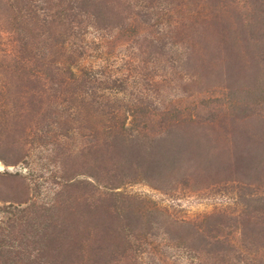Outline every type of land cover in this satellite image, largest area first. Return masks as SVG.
Instances as JSON below:
<instances>
[{"label":"rangeland","instance_id":"374dc122","mask_svg":"<svg viewBox=\"0 0 264 264\" xmlns=\"http://www.w3.org/2000/svg\"><path fill=\"white\" fill-rule=\"evenodd\" d=\"M2 1L0 226L60 190L64 207L86 197L110 207L105 232L83 231L123 255L112 264H264L242 231L250 214L264 219V0H103L102 19L64 13L70 0ZM172 124L184 164L120 180L125 150L112 135ZM98 168L103 185L88 176ZM68 173L90 185L62 186ZM187 228L198 234L182 237Z\"/></svg>","mask_w":264,"mask_h":264},{"label":"trees","instance_id":"16d2710c","mask_svg":"<svg viewBox=\"0 0 264 264\" xmlns=\"http://www.w3.org/2000/svg\"><path fill=\"white\" fill-rule=\"evenodd\" d=\"M3 3L4 2L0 0V6H2ZM5 3H9V1ZM108 10L109 6L103 0H70L64 13L69 12L72 15L78 13L84 14L85 16H89L90 13H95V17L97 16L99 19H102V16L108 15ZM147 13H152V11H147ZM79 21L82 22L81 20ZM173 125L174 124H172L165 133L150 138L148 134L143 135L141 132L132 133L125 126H122L120 130L112 135L111 144L114 145L113 147L116 148L117 151L121 149L125 150L121 154L122 160H120L121 163L123 162L125 165L117 167L119 169L124 168L125 170L122 174L119 173L121 175L120 180L128 178L127 180L134 181L138 178L142 170L146 172V170L152 171L161 168L166 172L165 170L168 167L174 168L184 164L181 153L185 146H182V139L176 140L174 135H178L180 132H175L176 128ZM144 138H146L147 141H145ZM16 162H18V160ZM98 170L99 168L96 169V173H91V175L88 174V176L96 178L98 184L103 185L102 178L99 173H97ZM70 176L71 175L68 173V176L64 174L61 177L63 181L62 186L82 188V186L90 185L89 182H85V185L82 184L84 182L80 181L72 182L70 181L72 178ZM110 178L114 180L113 177ZM120 184V182H115L112 183L110 187L116 188L119 187ZM57 192L58 197L48 206L39 209H36L37 206L35 205L29 206L28 210L26 209L24 211L23 209L21 210L22 212L24 211L23 213L16 215L15 221L18 223H6L7 227L0 226V264H76V257L86 259L85 264H112V259L119 261V256L123 255L112 256L111 253L108 252V246L102 244H89L90 238L84 234L86 231H83L84 227L86 229L89 228L90 231H97L102 227L100 225L101 222H103L105 226L111 224L109 218L112 217V214L111 211L108 210L110 207L103 203V198H100L98 201L97 199H91L92 197H86L84 201L80 202H73L72 200L75 198H71L67 200L71 201V203L68 204L67 207H64L61 199L63 191L57 190L56 195ZM112 195L118 197L116 193ZM15 201L20 204L27 202L25 200ZM122 204H124V202ZM126 206L129 215H131L134 208L129 205ZM257 209L258 208H254V211ZM252 212L253 211H250L249 213ZM129 215L126 213L123 217L127 219L130 217L133 222H136L144 230L145 226L140 224L142 215L140 214L135 218ZM40 216H43V218ZM249 218L255 221L253 215L250 214ZM84 219L85 222L82 227V220ZM149 220L153 221L151 218ZM251 220H249L247 224H242V231L246 235L245 239H249L253 247L261 249L264 252V219L261 217L260 224L257 222L251 223ZM150 221H146L147 224H150ZM112 229L114 232L119 231V234L122 233L120 236H122L125 231L124 228L120 229L118 227V229H116L112 228L110 225V229L109 231L107 230V233L112 232ZM166 230L169 231V227H167ZM72 231H78L80 236L83 232L84 239L88 242L87 246H84L86 248L83 249V242L75 246L74 238L72 239L70 237L71 235L73 236ZM101 231L105 232L103 227ZM131 231L135 236H139L140 231ZM141 234L146 235L145 232ZM169 234L173 237L172 230H170ZM197 234L198 233H195L193 229L187 228L185 233L180 235L188 238L190 236H196ZM180 235L178 237H180ZM125 236L127 235L125 234ZM112 237L114 238L113 234ZM199 237L202 238L195 241V244H203L204 248L210 250L209 243L213 241L208 240L207 235H201ZM125 240L124 238L123 241L125 242ZM11 241H13V244L10 243ZM47 242H49L48 245ZM58 244L62 247L59 248Z\"/></svg>","mask_w":264,"mask_h":264},{"label":"bare ground","instance_id":"6f19581e","mask_svg":"<svg viewBox=\"0 0 264 264\" xmlns=\"http://www.w3.org/2000/svg\"><path fill=\"white\" fill-rule=\"evenodd\" d=\"M2 166V164L0 163V167Z\"/></svg>","mask_w":264,"mask_h":264}]
</instances>
